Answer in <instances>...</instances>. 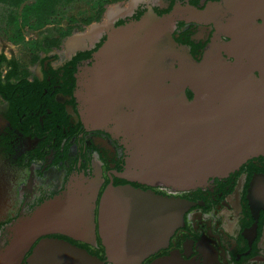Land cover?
I'll list each match as a JSON object with an SVG mask.
<instances>
[{
  "label": "flooded vegetation",
  "instance_id": "1",
  "mask_svg": "<svg viewBox=\"0 0 264 264\" xmlns=\"http://www.w3.org/2000/svg\"><path fill=\"white\" fill-rule=\"evenodd\" d=\"M230 1L118 0L107 3L98 20L66 21L65 28L72 26L68 35L58 28L50 36L40 30L45 34L41 40L27 37L33 54L27 60L0 51V249L12 239L18 221L53 201L68 205L60 201L96 180L94 233L82 238L65 232L43 235L21 264L35 258L38 264H88L74 259L69 245L86 250L95 264H264V207L248 198L252 180L264 174V146L238 168L196 187L130 181L124 177L130 159L125 137L114 130V122L94 124L78 95L113 28L150 12L173 16L177 48L198 61L214 47L230 62L242 54L258 56L264 64V10L232 8ZM109 4L115 6L106 10ZM199 12L208 13L201 18ZM79 22L87 28L75 27ZM187 94L194 96L190 88ZM127 185L174 203H152L138 223L128 217L134 211L106 201L111 187ZM111 240L135 242L131 254L138 255L140 248L147 254L138 262L112 260Z\"/></svg>",
  "mask_w": 264,
  "mask_h": 264
},
{
  "label": "water",
  "instance_id": "2",
  "mask_svg": "<svg viewBox=\"0 0 264 264\" xmlns=\"http://www.w3.org/2000/svg\"><path fill=\"white\" fill-rule=\"evenodd\" d=\"M230 3L232 8L240 4L264 10V0ZM207 13L198 14L204 18ZM172 22L173 16L150 12L139 21L113 28L95 54L78 95L94 124L114 122V130L125 137L131 173L125 178L188 189L238 168L264 146V64L258 56L242 54L230 62L214 47L198 61L177 48ZM99 188L92 181L60 201L68 205H53V201L18 221L12 239L0 249V264H21L31 246L46 234L65 232L82 238L94 233ZM106 197L134 211L128 217L138 223L147 218L152 203H174L132 185L111 187ZM248 198L257 208L264 207V174L254 177ZM134 243L109 241L110 259L140 261L148 249L140 248L133 255ZM67 247L74 259L96 263L86 250ZM32 264H38L36 258Z\"/></svg>",
  "mask_w": 264,
  "mask_h": 264
},
{
  "label": "trees",
  "instance_id": "3",
  "mask_svg": "<svg viewBox=\"0 0 264 264\" xmlns=\"http://www.w3.org/2000/svg\"><path fill=\"white\" fill-rule=\"evenodd\" d=\"M118 0H0V6L6 11L7 26L11 34L9 40L14 43H27L24 36V28L40 30L47 25L61 26L65 19L70 24L78 22L80 19L74 15H69V8L77 2H87L90 10L85 12L81 20L90 23L98 20L104 6L107 3ZM72 26L60 28L62 35H68ZM5 59L4 55H2Z\"/></svg>",
  "mask_w": 264,
  "mask_h": 264
},
{
  "label": "rangeland",
  "instance_id": "4",
  "mask_svg": "<svg viewBox=\"0 0 264 264\" xmlns=\"http://www.w3.org/2000/svg\"><path fill=\"white\" fill-rule=\"evenodd\" d=\"M128 0H124V3L122 4H127ZM115 5L113 4H109L106 6V10H110L112 8H114ZM90 10V5L87 2H77L75 3L73 6H70L69 8V15H74L75 17H77L78 19H80L82 17V15ZM6 11L5 9L0 6V51H2V53H4L3 51L7 50V57H11V55H13L14 57L21 59V60H27L29 58H31L33 56V54L29 51L30 46H28V43H23V44H15L12 41H10L9 35L11 34V32L9 31V27L7 26L6 22H7V17H6ZM68 26V23L66 22V20L64 19L62 21L61 26H57V25H52L49 26L48 28H42L40 30H43L45 32L49 33V36L51 34H57L56 33V29L58 30V28H65ZM75 27H78L80 29L83 28H87L85 26L84 23L79 22V24H76ZM38 30H31V29H25L23 32L25 34V40L27 41V37L32 40V39H38L41 40L43 35V32ZM60 40V38H59Z\"/></svg>",
  "mask_w": 264,
  "mask_h": 264
}]
</instances>
